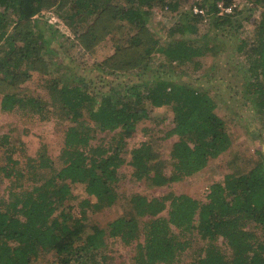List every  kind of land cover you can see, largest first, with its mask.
<instances>
[{"label":"trees","instance_id":"obj_1","mask_svg":"<svg viewBox=\"0 0 264 264\" xmlns=\"http://www.w3.org/2000/svg\"><path fill=\"white\" fill-rule=\"evenodd\" d=\"M218 1L221 0L199 2L206 15L195 14L192 7L183 11L178 30L184 31L191 23L188 31L197 33L194 22L208 15L215 17L217 29L225 30L237 11L233 8L234 14H221ZM223 1L226 5L233 2ZM154 2L60 0V8L70 15L64 19L70 20L69 25L78 23L76 34L86 49L92 51L94 45L112 36L116 52L104 60L111 69L141 71L156 52L164 58L162 67L170 70H162L161 75L146 80L143 85L127 84V89L117 97L92 94L83 82L70 86L51 83L50 107L60 120L68 122L59 155L61 165L57 167L46 150L39 153L38 159L28 157L26 164L37 181L29 188L21 181L26 164L14 157L17 148L11 144L9 135L0 136L1 146H6L0 171L10 180L8 196L0 195V264H34L43 253L49 252H53L56 264H106L108 238H120L130 245L141 237L143 241L138 244L135 257L138 264H179L178 258L190 242L178 238L172 232L173 227L182 234L195 231L208 243L204 255L188 264H264L263 154L247 172L228 173L223 180L212 183L205 201L188 194L149 197L134 193L130 199L132 216H120L106 227L89 226L84 221L88 210L101 211L119 200L120 169L124 165L133 167L136 180L164 185L201 172L232 143L225 121L217 113L215 99L170 75L175 63H194L199 68L198 59L214 53L215 48L190 39L163 44L148 30ZM49 3L50 0H0L4 9L0 11V40L5 39L0 55V107L5 112L29 109L31 114L40 113L41 119L46 118L44 104L35 96L23 93L20 85L31 77L30 71L22 68L25 62L49 72L42 56L43 48H47L45 27L34 20ZM170 7L177 11L179 0H171ZM262 9L255 22V44L245 50L244 40L238 50L245 54L253 77L246 85V92L256 97L264 114ZM10 24L14 31L7 36ZM126 24L136 30L128 45L124 39L128 35L124 30ZM79 29L83 32L77 33ZM164 106L170 107L174 116L173 126L163 139L178 137L171 149L170 175L162 171L163 161H156L157 153L149 142L134 148L130 160L123 152L127 138L135 134L139 122L151 118L153 108ZM99 132L114 133V143L108 144L103 138L94 144ZM37 168L46 171L41 173ZM73 184L83 185L88 198L73 203ZM165 211L167 215H161ZM144 218L149 220L142 226ZM219 238L228 245L229 255L216 243Z\"/></svg>","mask_w":264,"mask_h":264},{"label":"rangeland","instance_id":"obj_2","mask_svg":"<svg viewBox=\"0 0 264 264\" xmlns=\"http://www.w3.org/2000/svg\"><path fill=\"white\" fill-rule=\"evenodd\" d=\"M170 1L155 0L154 6L150 8L148 30L163 44L190 39L199 44L209 43L215 48L214 53L198 59L199 68H196L194 63L183 65L175 63L170 75L176 81L188 83L194 88L208 92L215 99L217 113L224 119L231 137V146L218 158L212 159L201 172L179 181H169L164 185H152L146 180H136L133 176V167L129 164L124 165L120 169L119 200L115 205L101 211L88 210V218L84 221L89 226L96 224L106 227L110 221L120 216H132L134 210L130 199L134 193L149 197L166 196L170 193L188 194L205 201L212 183L223 180L228 173L240 175L247 172L262 158V154L264 155V114L256 97L246 92V85L253 80V77L249 72L245 54L238 50L244 40L247 41L245 50L255 44V22L260 18L264 3H258V0H233L231 5H226L223 0L218 1V3L223 2L225 6L236 8L237 13L233 16L231 24L225 30H222V27L217 29L214 24L215 17L208 15L194 22L197 33L193 34L188 31L192 26L191 23L184 31L178 30L177 23L181 22L183 11L190 10L201 0H179L180 8L177 11L172 10ZM51 2L53 0H50L49 5L44 7L34 19L40 27H45L43 32L47 40V48H43L42 53H45L42 56L50 73L41 71L39 65L35 67L31 62H25L22 68L28 69L31 77L20 85L23 93L35 96L42 105L44 104L43 113L46 118L41 119L40 113L31 114L29 109L5 112L0 107V136L9 135L11 144L17 148L14 157L21 160L23 165L26 164L28 157L38 159L42 150H46L47 155L53 158L57 167L61 165L59 155L64 145V131L68 122L60 120L50 107L48 91L51 83L57 82L59 85L70 86L76 82L80 84L83 82L91 88L92 94L97 93L99 97L112 94L117 97L121 91L127 89V84L143 85L146 80L161 75L164 72L162 70H170V67H162V64L165 65L164 58L156 52L152 53L148 66L141 71L135 68L111 69L104 64V60L116 52L112 36L94 45L92 51H89L76 34L78 23L72 22L69 25L70 20L67 21L64 18L70 15L60 8L62 4L60 0ZM0 11L4 12L2 6ZM233 11L228 14H234ZM201 15H206L205 9L204 14ZM8 28L7 36L10 31H14L12 24ZM124 30L128 32V35L124 37L125 45H128L130 36L136 34V30L130 24H126ZM80 31L83 32L79 29L77 33ZM4 41V38L0 40V55ZM173 116L172 109L168 106L153 108L151 118L139 122L135 134L127 138V144L123 147L126 159H131L134 148L149 142L157 153L156 161H163L162 171L170 175L173 172L171 149L178 137L163 139V136L173 126ZM113 135L114 133L99 132L93 143L97 144L104 138L108 144H113ZM5 148L6 146L2 147L0 142V166L5 162V155H3ZM37 169L41 173L46 171ZM24 170V179L22 178L21 181L25 187L29 188L37 182L36 176L27 164ZM0 178H2L0 195L7 197L10 180L4 178L1 171ZM72 188L75 196L73 203L76 204L88 198L83 185L73 184ZM161 215H167V211ZM148 220L144 218L142 226ZM256 231L259 235L261 234L259 229ZM172 232L181 240L190 242V246L179 256V264H188L204 255L208 243L197 232L188 231L182 234V231L175 227ZM141 241L143 237L127 245L120 238H108V247L105 251L108 256L106 264H138L135 257L138 253L137 246ZM216 243L227 255L230 254V249L222 238H219ZM34 264H56L55 256L53 252L43 253Z\"/></svg>","mask_w":264,"mask_h":264},{"label":"built area","instance_id":"obj_3","mask_svg":"<svg viewBox=\"0 0 264 264\" xmlns=\"http://www.w3.org/2000/svg\"><path fill=\"white\" fill-rule=\"evenodd\" d=\"M218 6L220 7L222 14L226 12L230 13L233 10V6H225L223 2H219ZM192 9L195 14H204V9L203 7H200V5H194Z\"/></svg>","mask_w":264,"mask_h":264}]
</instances>
